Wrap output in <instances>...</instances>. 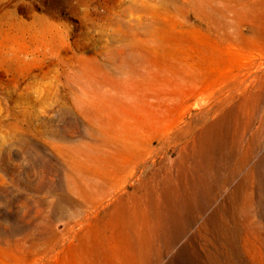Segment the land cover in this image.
<instances>
[{"label": "rangeland", "instance_id": "obj_1", "mask_svg": "<svg viewBox=\"0 0 264 264\" xmlns=\"http://www.w3.org/2000/svg\"><path fill=\"white\" fill-rule=\"evenodd\" d=\"M0 264H264V0H0Z\"/></svg>", "mask_w": 264, "mask_h": 264}]
</instances>
